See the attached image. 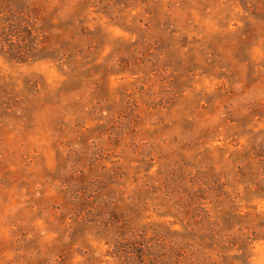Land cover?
Returning <instances> with one entry per match:
<instances>
[{
  "label": "rangeland",
  "instance_id": "374dc122",
  "mask_svg": "<svg viewBox=\"0 0 264 264\" xmlns=\"http://www.w3.org/2000/svg\"><path fill=\"white\" fill-rule=\"evenodd\" d=\"M157 262L264 264V0H0V264Z\"/></svg>",
  "mask_w": 264,
  "mask_h": 264
},
{
  "label": "trees",
  "instance_id": "16d2710c",
  "mask_svg": "<svg viewBox=\"0 0 264 264\" xmlns=\"http://www.w3.org/2000/svg\"><path fill=\"white\" fill-rule=\"evenodd\" d=\"M158 256V255H157ZM164 254L159 255L158 257H164ZM156 264H159L158 262Z\"/></svg>",
  "mask_w": 264,
  "mask_h": 264
}]
</instances>
